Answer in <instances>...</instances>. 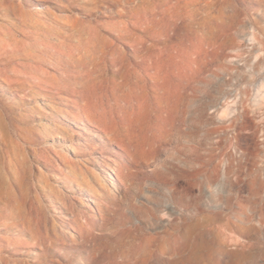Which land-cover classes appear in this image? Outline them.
I'll return each instance as SVG.
<instances>
[{"label": "rangeland", "instance_id": "374dc122", "mask_svg": "<svg viewBox=\"0 0 264 264\" xmlns=\"http://www.w3.org/2000/svg\"><path fill=\"white\" fill-rule=\"evenodd\" d=\"M209 1L215 20L204 0L206 26L155 40L132 26L122 36L121 0H0V108L21 146L1 166L18 200L0 199V264H264V0ZM91 26L103 52L76 68L71 48ZM133 36L149 44L148 68ZM41 99L59 105L43 113L47 132L26 110ZM83 126L73 167L48 138ZM94 157L119 163L114 197L89 185Z\"/></svg>", "mask_w": 264, "mask_h": 264}, {"label": "bare ground", "instance_id": "6f19581e", "mask_svg": "<svg viewBox=\"0 0 264 264\" xmlns=\"http://www.w3.org/2000/svg\"><path fill=\"white\" fill-rule=\"evenodd\" d=\"M202 1H204V0H121V2H123L125 4V7L126 8H124L122 15L120 13V16L121 17L124 16V17L128 18V20L127 21L121 20L120 22L118 20L119 23L118 24L116 23V25L119 26L118 27L119 30L123 33L122 36H125V37L131 36V29H130V27L132 26V28L134 27V28H140V29L147 30L148 33L150 34V38H155V40H156V38H160V39L161 38L162 39L163 38H166V40H167V38L172 37L171 36L172 35V31L180 23H182V24L189 23L190 25L193 24V26H195L197 24V25H200L201 27L206 26V23H208V21L207 22H204V20L203 21L200 20L198 18V15H199L200 12H198L197 9L196 10L194 9V6L197 3L199 4V2L201 3ZM205 1L209 5V9L207 11H205V12L209 15V17L211 16V18H210L211 20H213V19L215 20V18H216L215 17V13H213V11H212V8H213V5L214 4L211 3L209 0H205ZM0 4H1V2H0ZM3 4L6 5V3H3ZM202 15H204V13ZM113 23H114V21H113ZM218 27H219V25H218ZM188 29H189V27H188ZM82 31L84 32V34L87 33V32H85L84 29ZM117 32H118V30H117ZM87 34H88V38H87L88 41L86 43L83 42V44H80L78 46H75V47L71 48L72 51L74 50L76 52H79V54L81 55V57H79V58H74V57H72V55L69 58L70 60L68 61V63L74 65L76 68H83V69H87L89 67L90 68H96V66H97L96 63H97V59H98L97 58V55L99 53L103 52V49H104L103 48L101 50V48L97 44L98 40L100 39V32H99V30H98L97 27H95V26L92 27L91 26V29H90V31H88ZM0 35H1V33H0ZM133 37H135V36H133ZM135 38H136L135 40L134 39H131V40H134V41L131 42V44L134 47V53L136 55V58H140L141 64H142L143 68H148L149 67V64L148 63H149V60L151 58L150 55H149L150 54L149 44H148V42H147V40L145 38H137V37H135ZM4 40L5 39H3L2 41H4ZM153 41H154V39H153ZM16 42H18V41L16 40ZM129 44H130V42H129ZM1 46L3 47L2 49H4V44L1 43L0 44V47ZM10 46H9L8 50H10V48L12 47V46L11 47ZM169 47L170 46H168V48ZM172 47H171V49H173ZM120 49L121 48H119L117 46H114V51H113L112 55H114V53L117 52V51L118 52L121 51V53L124 55V59L123 60L129 61L130 66H131V61L128 58L129 57L128 56V53H126V51L120 50ZM104 53H106L105 50H104ZM3 54H5V53H3ZM13 54H15V53H13ZM0 55H1V53H0ZM55 79H57V77ZM56 82L57 81H55V83ZM59 82H64L63 84H65L67 87H72L74 85L76 86V84H78V83H74L72 81L67 82V80H65V79H60ZM60 85H62V84H60ZM68 97H71V96H68ZM58 106L59 105H57V103H55V101L51 102V101H49L47 99L46 100L45 99H41V101H40L39 104H37V105H30L29 107H27L26 110L27 111H33L34 112L35 117L37 118V121H38L37 128L39 130L42 129L44 132H47V131L53 129L55 127V125H53V122L50 121V119L45 118L44 116L46 114L44 115L43 113H49L50 114L51 112H56L57 109H58ZM2 108H3V106H2ZM3 113H2L1 108H0V169H1V166H2V162H4L5 164L7 163L6 162V157L7 156H12V157L15 156L16 157L17 156L16 155V151H17V149H19L21 147V146L19 147V144H18L19 142L16 143V141H17L16 140L17 139V135L15 134V135L12 136V133H11V129L13 128V127H11V124L12 123L10 124V122L7 121V119L4 117ZM20 114H21V112H20ZM78 114H76V115H78ZM79 116H81V115H79ZM61 118H62L63 121L69 122V120L67 118V114H65V112L63 113V115H62ZM88 118H89V116H88ZM51 120H53V119H51ZM88 122L89 123H88L87 126L89 128L95 129L96 131H99V130L101 131L102 130L98 126V124H96L95 122H93L91 119ZM84 129H85L84 126L82 127V129L80 127L79 128H72L73 135H71L70 132L68 130H66V132H59V133L56 134V136H50L48 138V144L52 147V149L56 153L55 155H57L59 157V159L61 161H63V162L64 161H69L72 164L73 167H75L76 164L74 163V161H71L70 160L69 156L70 155H76V156H78L80 154L79 152H80L81 145H82L83 142H82V138H80V137L77 138V136H79L81 134V131L84 130ZM96 131L95 132H92V134L91 135L89 134V135L91 137H93V138H99L100 137L99 136L100 134H98ZM19 137H20V134H19ZM87 143H89V142H87ZM17 154H19V152ZM18 157L16 159H18ZM9 159H11V157ZM107 160L108 161H106V160L105 161H100L98 158L94 157V159L91 161V164L93 166H95V167L92 170L89 168V170H90L89 173H90V176H91V182H89V185H90V183L93 182L95 184L93 186L96 188V190L100 191L105 196L111 198V197H114V195H116L117 192H119V190L121 188L120 184L118 182H116L114 180V178H113V175L118 173V171L120 169V165H119L118 162H116L112 158H108ZM110 161H112L113 163H111ZM13 164H14V161H11V164H8L10 166V171H12V169L14 167H16L15 164H14V167H13ZM82 170H83V168H82ZM9 173L10 172H7L6 170H4L2 174L0 172V185H3L2 186L3 189H0L1 190V192H0V199L2 201H4V202H17V200H18V192H17L16 187H15L16 186V182L9 175ZM54 176H55V179L59 183H64L63 177L61 175L56 174ZM19 181L20 180H18V182ZM77 188L79 190H82V188H80L79 186H77ZM79 202H81V205L86 210H91L92 212H96V207H94V203H93L94 201L93 200H91V199H82Z\"/></svg>", "mask_w": 264, "mask_h": 264}]
</instances>
